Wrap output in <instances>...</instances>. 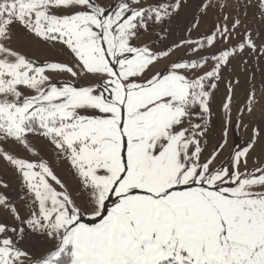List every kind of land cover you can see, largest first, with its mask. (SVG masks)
<instances>
[{
    "label": "snow or ice",
    "instance_id": "6c2138e0",
    "mask_svg": "<svg viewBox=\"0 0 264 264\" xmlns=\"http://www.w3.org/2000/svg\"><path fill=\"white\" fill-rule=\"evenodd\" d=\"M189 4L0 0V161L19 177L29 213L21 216L0 176V210L26 225L0 223V264H264V163L248 167L261 128L220 159L229 128L259 103L254 88L233 125L240 81L227 80L221 140L208 147L224 69L246 52L264 58V0H195L185 34L168 43L166 25ZM250 7L256 29L243 19ZM210 13L213 25L200 33ZM17 26L62 45L73 63L26 56L13 47ZM156 27L157 40L136 43ZM62 73L76 82H54ZM86 76L95 82L79 84ZM30 134L69 163L81 203L47 162L4 147L39 156ZM28 229L53 242L36 258L18 247Z\"/></svg>",
    "mask_w": 264,
    "mask_h": 264
},
{
    "label": "rangeland",
    "instance_id": "374dc122",
    "mask_svg": "<svg viewBox=\"0 0 264 264\" xmlns=\"http://www.w3.org/2000/svg\"><path fill=\"white\" fill-rule=\"evenodd\" d=\"M113 0H103V3L111 4ZM150 2V0H145V5ZM195 0H190L188 7L181 10L180 14L173 18L166 27L169 29L168 43H172L179 36L185 34V28L188 22L191 20L192 13L195 11L194 7ZM258 15V10L255 7H250L248 9V16L244 19L245 24L250 28L256 29L259 27V21L255 18ZM215 20L214 14H209L201 21V26L199 29L200 33H204L211 29L213 22ZM15 33L13 40V47L17 50L23 52L26 56L38 61L43 64L48 61H59L63 63H73L71 59V54L62 45H51L43 44L34 40L31 36L24 32L19 26L15 28ZM159 31V27L153 28L149 33L141 34V40L136 43H152L157 40L158 37L155 35ZM193 36H197V32L192 33ZM261 40H264V30H261V37L257 40L259 44ZM236 41H233L235 43ZM247 60L248 63L244 64L243 61ZM223 79L219 82L218 89L214 92L212 110L214 112L212 124L210 125V131L208 134L209 140V150L221 140L222 129L224 124V113L221 108V104L224 97L227 94L226 82L229 79H239V85L235 87V94L233 97L232 105V120L233 125H235L237 119L240 116L239 110L242 109L246 103V97L251 89H255L259 103L256 105L254 112L249 115L244 114L243 120L239 128L234 126L229 128L228 144L225 146L220 159L227 157L230 152L235 148H242L247 145L252 137V128L254 126H259L261 128V140L257 144L256 148L249 157L248 167L253 168L256 166V161L264 163V58L257 60L255 57L249 55L247 52L237 59L233 60L230 67L224 69L222 73ZM53 81L67 80L70 82H76L73 78L67 74L62 73L58 75H53ZM95 79L91 76H86L79 80V84L94 83ZM29 140L33 146L38 150L39 156H32L23 152L15 145H4L8 150L13 151L14 154L22 156L30 161H40L43 160L47 162L54 174L65 184L67 191L73 194L74 198L77 199V203H81L83 196L80 192V184L78 178L74 175L69 163L63 159H58L55 150L48 143V141L37 135H29ZM219 163V161H218ZM0 176H2L10 185V192L7 194L10 198L17 204L22 217H26L28 213L27 205L20 200V197L24 196L25 193L21 189L19 177L13 171L7 168L3 161H0ZM49 183L61 191L58 185L49 178ZM2 191V190H0ZM31 198H29V203ZM111 206V202L109 203ZM7 223L9 226H14L17 228L26 227V225L16 224L7 212L0 210V223ZM85 223H89V219L86 216L83 220ZM8 235H13L9 233ZM15 238V237H13ZM53 242L48 238L33 234L30 229L24 235L23 239L18 242V247L29 252L33 258L40 255L41 252L47 251L52 247ZM27 264V261L25 262Z\"/></svg>",
    "mask_w": 264,
    "mask_h": 264
}]
</instances>
